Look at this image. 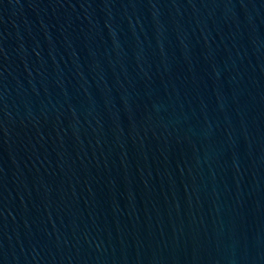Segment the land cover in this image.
I'll return each mask as SVG.
<instances>
[{
	"label": "water",
	"instance_id": "95a60500",
	"mask_svg": "<svg viewBox=\"0 0 264 264\" xmlns=\"http://www.w3.org/2000/svg\"><path fill=\"white\" fill-rule=\"evenodd\" d=\"M0 264H264V0H0Z\"/></svg>",
	"mask_w": 264,
	"mask_h": 264
}]
</instances>
